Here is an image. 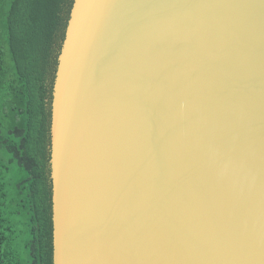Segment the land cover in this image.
Segmentation results:
<instances>
[{
  "label": "water",
  "instance_id": "95a60500",
  "mask_svg": "<svg viewBox=\"0 0 264 264\" xmlns=\"http://www.w3.org/2000/svg\"><path fill=\"white\" fill-rule=\"evenodd\" d=\"M50 179L53 264H264V0H74Z\"/></svg>",
  "mask_w": 264,
  "mask_h": 264
},
{
  "label": "trees",
  "instance_id": "16d2710c",
  "mask_svg": "<svg viewBox=\"0 0 264 264\" xmlns=\"http://www.w3.org/2000/svg\"><path fill=\"white\" fill-rule=\"evenodd\" d=\"M73 2L0 0V264H53L51 102Z\"/></svg>",
  "mask_w": 264,
  "mask_h": 264
},
{
  "label": "rangeland",
  "instance_id": "374dc122",
  "mask_svg": "<svg viewBox=\"0 0 264 264\" xmlns=\"http://www.w3.org/2000/svg\"><path fill=\"white\" fill-rule=\"evenodd\" d=\"M20 243H21V241H20ZM19 252H20L22 255H24V250L21 249V247L19 248Z\"/></svg>",
  "mask_w": 264,
  "mask_h": 264
}]
</instances>
